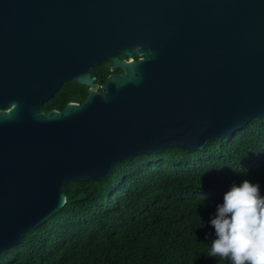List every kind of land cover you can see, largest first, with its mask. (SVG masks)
Listing matches in <instances>:
<instances>
[{"label": "water", "instance_id": "95a60500", "mask_svg": "<svg viewBox=\"0 0 264 264\" xmlns=\"http://www.w3.org/2000/svg\"><path fill=\"white\" fill-rule=\"evenodd\" d=\"M70 81L87 99L43 112ZM262 118L264 0H0V254L66 206L65 184Z\"/></svg>", "mask_w": 264, "mask_h": 264}, {"label": "trees", "instance_id": "16d2710c", "mask_svg": "<svg viewBox=\"0 0 264 264\" xmlns=\"http://www.w3.org/2000/svg\"><path fill=\"white\" fill-rule=\"evenodd\" d=\"M91 73L103 85L111 65ZM88 94L67 82L42 111H62ZM245 180L264 194V118L203 150L166 148L118 163L106 179L65 184L66 206L1 253L0 264H230L209 256L210 221Z\"/></svg>", "mask_w": 264, "mask_h": 264}, {"label": "clouds", "instance_id": "9594fccd", "mask_svg": "<svg viewBox=\"0 0 264 264\" xmlns=\"http://www.w3.org/2000/svg\"><path fill=\"white\" fill-rule=\"evenodd\" d=\"M210 223L216 237L210 257L230 264H264V194L259 184H234Z\"/></svg>", "mask_w": 264, "mask_h": 264}, {"label": "flooded vegetation", "instance_id": "af4514ba", "mask_svg": "<svg viewBox=\"0 0 264 264\" xmlns=\"http://www.w3.org/2000/svg\"><path fill=\"white\" fill-rule=\"evenodd\" d=\"M120 59H121V60H127V61L129 60L128 58H125V57H122V56L120 57ZM135 59L137 60L138 58H135ZM108 64H110V65L112 66V63H111V62H108ZM117 74H122V71L119 70V72H118ZM101 86H102V85H101Z\"/></svg>", "mask_w": 264, "mask_h": 264}]
</instances>
